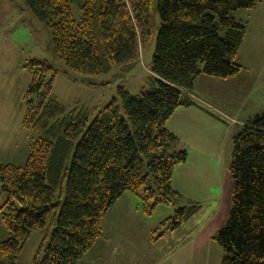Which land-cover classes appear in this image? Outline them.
<instances>
[{"label":"trees","instance_id":"trees-1","mask_svg":"<svg viewBox=\"0 0 264 264\" xmlns=\"http://www.w3.org/2000/svg\"><path fill=\"white\" fill-rule=\"evenodd\" d=\"M26 1L51 30L58 58L81 75L140 60L154 34L156 6L161 17L152 68L157 87L135 96L121 89L122 106L114 99L90 124L88 111L68 110L54 95L57 70L50 63L24 65L32 81L22 126L37 137L25 165L0 164V188L8 195L0 214L9 234L1 254L16 264L33 232L47 237L52 231L34 264H78L126 192L154 200L149 212L159 204L175 206L181 194L173 188V172L188 153L166 123L177 108L194 103L188 95L201 75L228 79L242 71L237 55L247 26L234 12L261 0H85L79 21L71 0ZM230 172V217L214 236L224 251L221 264H264V112L234 137ZM199 208L182 206L161 223V235Z\"/></svg>","mask_w":264,"mask_h":264},{"label":"rangeland","instance_id":"rangeland-1","mask_svg":"<svg viewBox=\"0 0 264 264\" xmlns=\"http://www.w3.org/2000/svg\"><path fill=\"white\" fill-rule=\"evenodd\" d=\"M84 1L71 0L77 21L82 17ZM259 5H264V0H261ZM259 10L263 15L264 7L260 6ZM251 11L239 10L234 12V16L247 28H251L252 35L257 32L264 34V23L254 22ZM154 24L153 37L146 40L141 48L140 60L128 65H115L111 70L97 75H81L68 70L64 62L58 58L53 48L51 30L26 0H0V164L25 165L31 150L29 147L37 137L33 129H25L22 126L27 110L26 94L32 81V74L24 67L25 64L34 59L50 63L57 70L53 85L54 95L68 110L81 108L88 111L90 124L97 112L114 99L122 106L121 89L135 96L157 87L152 73L157 38L161 30V17L157 6ZM244 66L246 67L240 72L242 74L239 77L223 80L203 74L196 80L194 93L198 99L207 98L216 106L210 107L204 101H198L196 104L209 110L213 118L205 116L206 122L199 130L200 135L191 142L192 147L187 148L190 154V170L180 172L183 179L181 184L186 186V183H195V192L190 195L186 187L184 195L174 199L175 206L159 204L150 212L146 207L154 205V200H142L136 194L126 192L105 215L102 222L101 244H98L94 253L106 247L110 239L128 243L141 242L145 230H148L147 233L155 230V238L160 239L164 231L157 230L160 223L167 220L166 218L173 212L171 217L175 216L176 211L182 206L193 203L200 205V208L191 219L195 218L187 220L183 227H191L189 223L194 221L201 227L206 225L204 229L206 231L209 221L215 219L218 213L220 218H217L221 225L219 230L226 226L233 202V179L230 168L233 162L234 137L241 130L240 124L245 118L246 111L264 104V81L260 84L249 80L253 73V75L258 73L255 62L249 61ZM262 74L264 75V68ZM207 122H210V125ZM179 140L181 148L184 149V144L180 138ZM187 140L189 143L190 138ZM199 145L202 148L199 149ZM74 151L75 149H72L67 158L68 167L71 165ZM64 181L63 187L66 189L67 178ZM202 183L205 185L204 192L199 190ZM7 198L8 195L0 188V206ZM201 198H204L202 203L196 202ZM127 207L134 212H138L136 209L139 208L141 216H129L126 214ZM169 226H172L170 222ZM45 235L42 232H33L21 255L14 260L16 264H34L37 255L41 259L44 249L51 240L52 231L47 237ZM7 238L8 230L0 214V244ZM157 245L164 249L161 258L168 259L170 254L167 248L172 245L169 237H165ZM142 247L132 244L122 250L120 258L115 256L110 260L121 259L125 264H150L151 259L142 256H145L141 251ZM208 252L207 255L198 250L194 263L190 264H217L222 261L224 251L216 242L214 248ZM92 256L98 264L105 263L102 256L93 253ZM11 262L12 258L2 256L0 250V264Z\"/></svg>","mask_w":264,"mask_h":264},{"label":"crops","instance_id":"crops-1","mask_svg":"<svg viewBox=\"0 0 264 264\" xmlns=\"http://www.w3.org/2000/svg\"><path fill=\"white\" fill-rule=\"evenodd\" d=\"M260 6L264 7V5L258 4L255 8L251 9L252 10L251 14L254 16V22L256 21L259 23H264V14L263 15L260 14L262 12L259 10ZM237 61L239 62V64L242 65L243 69H245L244 67H246L244 66L245 63L248 64L249 61H254L255 68H257L258 73H256V75H253L254 74L253 73L249 77V80L250 82L254 81L260 84L264 81V75L262 74V70L264 68V34L262 32H257L252 35L251 28H247L246 37L244 38L238 51ZM240 74L242 73H239L234 77H239ZM228 79H223V80H228ZM206 80H211V79H206ZM188 97L192 101H194V103L192 105L181 106L177 108L173 116L166 123V127L181 139L182 143L184 144V148L186 147L185 149L188 153L187 161L175 167L172 177L173 188L181 195H184L183 193H185L184 191L186 187H188V191L190 195L195 192V183H186V186L181 184L183 179L182 176L180 175V172L182 171V173H184L185 170H190L189 167L190 154L187 148L192 147L190 146L191 142L196 140V138H198V136L200 135L201 132H199V130L200 128L202 129L204 127V124L206 122V117L213 118L209 110L207 111V109L202 108L196 104H198L197 103L198 101H204L208 103L210 107L216 106L215 104H212V102L207 98L198 99V96L194 92L189 94ZM261 112H264V104H260L259 106L254 107L249 111H246L245 118H243L242 123L240 124L241 127L250 117ZM207 123L210 125V122ZM189 138H190V142L188 143L187 139ZM200 148L202 147L199 145V149ZM30 149L31 146L29 147V150ZM199 154L201 153L199 152ZM199 158L202 159V157ZM187 184L189 186H187ZM204 186H205L204 183L199 185V190L204 192ZM194 199L196 200V198ZM189 200H191V198H189ZM203 200L204 198H201L196 202L199 201L200 203H202ZM221 203L224 204L223 201ZM126 210H127L126 214H128L129 216H139V215L141 216L142 214L141 212H139V208L136 209V211L138 212L132 211L129 207H127ZM173 213L169 215L168 218H170L173 215ZM217 217L220 218L219 213ZM217 217L209 221L210 224L208 223V229H206V231L204 230L206 225L204 227H201L200 225L197 224L198 222L195 224L194 221H192V223H189V226L191 227L188 228H185L182 225L180 228L176 230L167 229L163 233V235H161L160 239L155 238V232H156L155 230L149 231L148 233H147L148 230H145L144 237L141 240V242L128 243L126 241L120 242L117 239H110L111 241L107 242V246L105 245L106 247H103L101 251H96V253H94L96 248H98L97 247L98 244H101L100 241L102 240L103 237L101 236L97 240V242L92 246L89 252L79 261L78 264H98L97 262H95V258L92 256V253L97 254L98 256H102V259L105 260V263L102 262V264H125V262L122 261L121 259L115 261H112L110 259H113L115 256L117 258H120L122 250L125 249V247L132 246V244L133 246L134 245L143 246L141 248V251L145 253V256L144 255L142 256L145 258L149 257L152 261L150 264L194 263L195 261L194 259L196 257V253L198 252V250L202 251L203 253H207L208 255L209 254L208 251L214 248V244H215L214 236L221 227L219 223V218ZM191 218L188 220H193L195 217L193 219ZM209 226H211V231H209ZM152 232L153 234L151 235ZM165 237H169L170 242L172 243V245L167 248L170 254L168 259L161 258V253L163 252L164 249H162V247H157L158 246L157 244L161 240L163 241ZM148 254L149 256H147ZM217 264H221V262H217Z\"/></svg>","mask_w":264,"mask_h":264}]
</instances>
